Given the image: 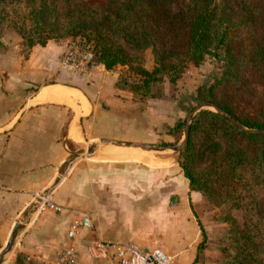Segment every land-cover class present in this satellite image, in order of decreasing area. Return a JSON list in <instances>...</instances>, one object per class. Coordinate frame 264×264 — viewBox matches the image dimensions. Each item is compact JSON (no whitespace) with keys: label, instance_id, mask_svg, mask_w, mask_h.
I'll return each instance as SVG.
<instances>
[{"label":"crops","instance_id":"1","mask_svg":"<svg viewBox=\"0 0 264 264\" xmlns=\"http://www.w3.org/2000/svg\"><path fill=\"white\" fill-rule=\"evenodd\" d=\"M64 47L50 41L28 58L19 46L17 56L0 55V258L23 214L51 190L49 202L94 216L95 228L82 230L77 239L84 261L86 247L102 239L162 249L176 256V264H208L205 228L195 214L203 196L191 190L176 161L125 147L102 159L99 147L96 159L75 163L62 177L78 143H105L108 151L112 141H144L150 133L137 124L148 114L135 109L133 94L117 89L119 74L97 64L86 75H74L60 64ZM121 151L149 162L112 159ZM45 200L24 230L19 252L55 262L69 244L72 215L55 212Z\"/></svg>","mask_w":264,"mask_h":264},{"label":"trees","instance_id":"2","mask_svg":"<svg viewBox=\"0 0 264 264\" xmlns=\"http://www.w3.org/2000/svg\"><path fill=\"white\" fill-rule=\"evenodd\" d=\"M6 28L20 36L27 56L50 41L84 40L97 64L129 69L116 87L141 100L165 98L166 80L176 86L188 63L199 66L224 49L222 73L190 97L185 111L211 103L251 130L264 129V0H0V39ZM150 49L152 71L144 67ZM132 74L141 82L130 83ZM187 123L178 122L170 135H183ZM178 163L192 191L228 208L221 264H264V134L203 110L189 125ZM20 263L36 264L23 254Z\"/></svg>","mask_w":264,"mask_h":264},{"label":"rangeland","instance_id":"3","mask_svg":"<svg viewBox=\"0 0 264 264\" xmlns=\"http://www.w3.org/2000/svg\"><path fill=\"white\" fill-rule=\"evenodd\" d=\"M55 42L66 44L67 40L66 41L65 40L55 41ZM69 42H71V44H77V45H83L85 43V41L82 39H72ZM21 43H22V39L15 32V30H13L12 28H6L4 34L2 35V38L0 39V55H3L9 51H12L11 54L13 56L14 55L17 56L14 50L17 49L19 46L18 51L21 57L28 58L29 56L27 55L29 53H27L26 50L22 49ZM217 53L218 54L215 57L213 56L206 57L204 62L201 63L199 66H195L192 63H188L186 65V68L183 74L181 75V78L178 80L176 86H171L168 80H166L164 84L165 98L141 100L139 97L134 96L133 101H134L135 109L136 108L139 109L143 114H148V116L146 117L144 116L145 119L143 118L140 119V121L137 124L142 127H150L149 139L147 140V138H144V141L133 140V141H123V142L153 146L156 148V150L154 151H146L140 148H133V150L151 153L155 155L158 158V160H161V161L162 160H165V161L173 160L178 163L180 153L183 152L182 147L185 141V132L183 133V135H179V137L177 138L172 137L170 133H172L171 132L172 129L180 121H184V120L188 121V123L184 127L190 125L191 120H193L192 119L193 117L191 116V114L188 115V113H186L187 109H189L191 106L190 97L192 95H195L197 93V90L200 87H203V86L209 87L210 85H212L222 73L223 62H222V59L219 58V55L224 54V49L218 50ZM151 54L154 55L151 49L147 50L144 54V67L146 69L147 67H153V69L155 67V65L152 66L150 63ZM96 64H97V60H96ZM115 71L119 74V78H120V76L125 75L126 72L129 71V69L124 68V67H119ZM140 80L141 78L133 74L128 77V81L133 84L140 83L141 82ZM25 90L27 92H35L37 89H35V87H32V88L27 87ZM259 90H260L259 92L261 93V96L264 98V90L263 89H259ZM198 106H196L195 109ZM205 110H211V111L216 112L211 107L205 108ZM103 144L105 143L97 142L96 146H94L93 148H89L86 146L85 143L80 142L77 145L71 147V151H72L71 156L74 157L75 155L81 154V153L85 154L86 156V154L95 152L96 149L100 147L102 155L99 157H101L102 159H105L108 156L110 157L112 153L118 149L115 146H110V148H108L109 150L107 151L102 148ZM168 146L177 147V150L176 151L169 150V149L165 150L164 148ZM147 158L149 159L150 157H147ZM80 161L90 162L91 160H89L87 157L85 158L81 157V159L78 160L77 162H80ZM130 163L132 165H138V166L143 165V163L141 162H130ZM159 163L160 162L153 164L152 166L159 165ZM39 203H40V199L37 204ZM36 206L37 205L33 207V210H35ZM41 207L39 209L38 214L41 211ZM226 210H228L227 207L226 209L225 207L217 208L216 206L211 204L204 196H203V200L201 201V203L197 205L196 212H195L196 217L199 223L201 224V226L203 225L202 227L205 228V231H206V238H205L206 244H204L203 249L206 251V255H207L206 261L208 264H221V262L226 259L225 254L223 252L225 247L228 245L227 237L229 234V225L223 222L224 214ZM233 214L239 221L243 222V212L242 211H235ZM30 216L29 218L24 217V215L21 217V221L25 223V226L22 228L21 235L17 238L16 245L13 248L10 256L6 257L7 258V263L5 261L6 264H17L18 255L21 254L19 251L21 249L20 242H21L22 235L28 228L30 229V227H32L31 225H32V222L34 221V220L31 221L29 224ZM16 229L17 227L15 228V231ZM14 233H13V236H14ZM2 248H3V245L0 244V251L2 250ZM20 264H24V263H20Z\"/></svg>","mask_w":264,"mask_h":264},{"label":"built area","instance_id":"4","mask_svg":"<svg viewBox=\"0 0 264 264\" xmlns=\"http://www.w3.org/2000/svg\"><path fill=\"white\" fill-rule=\"evenodd\" d=\"M67 43L60 59L63 69L74 75H86L97 66L96 57L92 51L83 45ZM47 203L59 214L67 211L72 215L70 228L67 232L69 244L62 250L55 262L45 261L39 256H28V259L36 264H176V256L162 249L145 250L133 242L102 239H98L94 244L86 247L89 261H84L77 245V239L82 230L95 228L94 216L81 211H70L49 202V200Z\"/></svg>","mask_w":264,"mask_h":264},{"label":"water","instance_id":"5","mask_svg":"<svg viewBox=\"0 0 264 264\" xmlns=\"http://www.w3.org/2000/svg\"><path fill=\"white\" fill-rule=\"evenodd\" d=\"M150 63L152 66H154L156 64V60H155V56L153 54H151L150 56ZM148 71H152L153 67H147ZM213 108L217 113H219L220 115H222L224 118H226L227 120L231 121L234 125H236L239 129L247 131L249 133H256V134H264V129H259V130H251L247 127H245L244 125H242L235 117L229 115L228 113L224 112L223 110H221L220 108H218L217 106L211 104V103H202L201 105H199L196 109H194V111L191 113V116L194 118L198 113H200L201 111L205 110V108ZM192 118V119H193ZM192 121V120H191ZM188 137H189V125L185 127V141L183 143V147L182 150H184L187 147L188 144ZM109 146H115V147H125V148H140L146 151H154L156 150L155 147L153 146H148V145H140V144H133V143H126V142H121V141H112L109 143ZM169 147V148H168ZM166 148H164L165 150L169 149V150H177V147H171L168 146ZM171 147V148H170ZM98 151L89 153V154H77L74 157H72V159H70L69 163L66 165L64 171L62 172V177H65L67 175V173L69 172V170L73 167V165L75 164V162H77L78 160L82 158L87 157L88 159L90 158H97ZM51 191V190H50ZM49 191V192H50ZM49 192H46L42 195V197H47L50 195ZM39 202V198L36 199L31 205L30 207L27 209V211L23 214L24 217L29 218V216L31 215V212L33 211V207H35V205H37V203ZM25 226L24 222H20L18 223L17 229L14 233L13 238L11 237L9 240V248L6 249V251L3 253L2 257L0 258V264H4L6 261V257L9 253L12 252L13 248L16 245L17 242V238L21 235V231L22 228Z\"/></svg>","mask_w":264,"mask_h":264},{"label":"bare ground","instance_id":"6","mask_svg":"<svg viewBox=\"0 0 264 264\" xmlns=\"http://www.w3.org/2000/svg\"><path fill=\"white\" fill-rule=\"evenodd\" d=\"M60 91V90H59ZM59 91H58V93H59ZM62 92V91H61ZM64 92H66V91H64L63 90V92H62V95H63V93ZM56 93H57V91H56ZM57 93V94H58ZM54 95H55V93H54ZM59 95V94H58ZM72 95V94H71ZM71 95H68V96H70L71 97ZM64 96V95H63ZM58 98V97H57ZM56 98V99H57ZM64 100V99H63ZM66 101H68V100H66ZM80 103V102H79ZM76 105V104H75ZM79 108V107H78ZM116 148H120V147H116ZM122 149V148H121ZM131 149H133V148H131ZM130 151H133V152H142V151H136V150H130ZM148 153V152H147ZM110 158H111V156H110ZM112 159H115V160H130V161H141V162H145V163H147L148 162V158L146 157V156H143V155H137V154H133V153H129V152H125V151H121V152H119V154H117V157H114V158H112ZM39 199H40V202L42 201V200H45V199H47V197H42V196H40L39 197ZM38 205L39 204H37V206H36V208H35V210H33L32 211V213H31V216H30V220H29V224H30V222H31V218L33 217V215H34V213L36 212V209H38ZM28 225V224H27ZM9 248V245H8V247H7V249ZM10 254L11 253H9L8 255H7V257H9L10 256ZM6 263H7V258H6ZM5 263V264H6Z\"/></svg>","mask_w":264,"mask_h":264}]
</instances>
